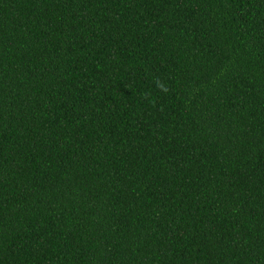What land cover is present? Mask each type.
Wrapping results in <instances>:
<instances>
[{
	"label": "trees",
	"instance_id": "obj_1",
	"mask_svg": "<svg viewBox=\"0 0 264 264\" xmlns=\"http://www.w3.org/2000/svg\"><path fill=\"white\" fill-rule=\"evenodd\" d=\"M0 264H264V0H0Z\"/></svg>",
	"mask_w": 264,
	"mask_h": 264
}]
</instances>
